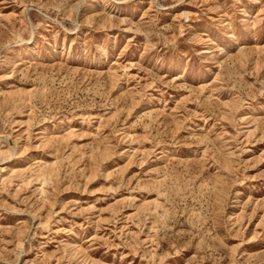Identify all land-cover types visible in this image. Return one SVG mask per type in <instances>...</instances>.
<instances>
[{
    "label": "rangeland",
    "instance_id": "obj_1",
    "mask_svg": "<svg viewBox=\"0 0 264 264\" xmlns=\"http://www.w3.org/2000/svg\"><path fill=\"white\" fill-rule=\"evenodd\" d=\"M0 264H264V0H0Z\"/></svg>",
    "mask_w": 264,
    "mask_h": 264
}]
</instances>
